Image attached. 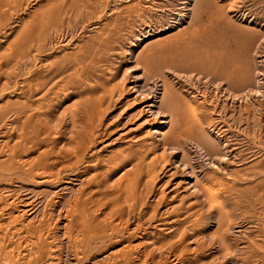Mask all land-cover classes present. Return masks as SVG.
<instances>
[{
  "label": "rangeland",
  "instance_id": "obj_1",
  "mask_svg": "<svg viewBox=\"0 0 264 264\" xmlns=\"http://www.w3.org/2000/svg\"><path fill=\"white\" fill-rule=\"evenodd\" d=\"M6 263L264 264V0H0Z\"/></svg>",
  "mask_w": 264,
  "mask_h": 264
},
{
  "label": "bare ground",
  "instance_id": "obj_2",
  "mask_svg": "<svg viewBox=\"0 0 264 264\" xmlns=\"http://www.w3.org/2000/svg\"><path fill=\"white\" fill-rule=\"evenodd\" d=\"M72 1V0H71ZM77 1V0H76ZM81 1V0H80ZM101 1V0H100ZM5 2V1H4ZM69 2H70V0H69ZM75 3V2H74ZM74 3L72 2L71 4V6H73L74 5ZM99 3V2H98ZM63 4V3H62ZM69 5V7H70V4H67V6ZM57 6V5H56ZM78 6V5H77ZM62 7V6H61ZM66 7V6H65ZM69 7H67V8H69ZM74 8H75V6H74ZM78 8V7H77ZM76 9V8H75ZM59 10V9H58ZM79 10V9H78ZM56 11V10H55ZM62 11V10H61ZM60 11H58V13H59ZM64 12V11H63ZM57 14V13H56ZM56 16V15H55ZM80 16V15H79ZM133 77V76H132ZM49 81V80H48ZM44 82H46V80L45 81H43V83ZM134 83H136L135 81H133ZM46 84V83H45ZM39 85H42V86H45V85H43L42 83H40ZM136 84H133V86L130 88V89H134L135 91V93H137V96H141L142 98H145V104H144V107L147 109L146 111H148L149 113H150V116H152V117H154V118H157V127L152 131V133L153 134H159V135H161L162 136V140L163 141H165L166 139H168V137H170V136H166V135H164V132H161L160 130L161 129H163V128H165V127H168V125L169 126H172L173 125V121H172V115H173V109L175 110V107H174V104H173V99H172V94H171V91H170V89L168 88V86L166 85V84H164V82L162 83V85H161V89H160V92H158V93H154V90L153 91H150V92H148L147 93V95H146V93H145V95H144V93L142 92V91H138V89H136ZM142 87V86H141ZM146 87V86H145ZM30 94V93H29ZM236 95V94H235ZM23 105H25V107H26V104H23ZM19 106V105H18ZM28 106V105H27ZM15 107V106H14ZM20 107H22V106H20ZM24 107V106H23ZM38 107V106H37ZM30 108V107H29ZM29 108H27V109H29ZM25 109V108H24ZM12 112V111H11ZM31 112V111H30ZM8 113H10V112H8ZM11 114V113H10ZM6 115V114H5ZM72 116L71 117H73V118H75L73 115L74 114H71ZM23 117V116H22ZM77 118V117H76ZM45 120V119H44ZM173 120H174V118H173ZM73 121V120H72ZM13 122V121H12ZM46 122V121H45ZM48 123V122H47ZM73 123V122H72ZM31 125V124H30ZM31 127V126H30ZM76 129V128H75ZM79 130V129H78ZM83 130V129H82ZM82 130H80V131H82ZM41 133V132H40ZM202 133V132H201ZM78 136V135H77ZM173 136V135H172ZM203 136V135H202ZM73 137V136H72ZM176 137H178V135L176 136ZM176 137H173V138H171V140H169V141H172V147L170 146V151H172L173 153H180L181 154V156H180V160H179V162L178 163H180V166H182L183 167V169L184 168H188L189 170V175L190 176H192V178H194L195 179V181L197 182V177H196V175H195V173H194V171H193V166L191 167V166H188L187 165V160H186V157H185V155L183 154V151L181 150V146L180 145H178V138H176ZM26 138V137H25ZM204 138H205V141H206V144H207V146H208V149H209V151H207L206 153H205V150H203L202 151V153H205V156H206V158L207 159H210V158H213V157H217L218 156V154H219V152H221V150H224L223 148L221 149V147H220V145H219V141L218 142H216L215 141V139H213V138H211V137H209V136H204ZM82 139V138H81ZM173 139V140H172ZM200 140H203V139H200ZM205 141H204V143H205ZM88 142V141H87ZM163 143V142H162ZM168 143H170V142H168ZM198 143H200V146H198V149H199V151H201L202 149H204L203 147H205V146H202L201 145V142H198ZM19 144V143H18ZM70 144V143H69ZM79 144V143H78ZM76 149V148H75ZM197 149V148H196ZM176 150H178V152H176ZM72 152V151H71ZM74 153H76V155L75 156H77L78 154V152H76V151H74ZM185 153V152H184ZM73 154V153H72ZM199 155H200V152H199ZM188 156V155H187ZM223 156V155H222ZM222 156H219V158L220 157H222ZM202 157H203V155H202ZM75 158V157H74ZM188 158V157H187ZM76 159V158H75ZM212 160V159H211ZM54 161V160H53ZM209 161V160H208ZM54 163V162H53ZM210 163H211V161H210ZM213 163V162H212ZM30 164V163H29ZM51 165V164H50ZM33 166V165H32ZM31 167V166H30ZM51 167V166H50ZM28 168V167H27ZM41 169V168H40ZM181 169V168H180ZM22 171V170H21ZM27 171V170H26ZM63 171V170H62ZM57 172H58V170H57ZM56 172V175L58 176V173ZM14 173V172H13ZM20 173V172H19ZM46 173V172H45ZM61 173V172H60ZM68 173V172H67ZM34 174V173H33ZM40 174V173H39ZM47 174H49V173H47ZM23 175V174H22ZM31 175V174H30ZM44 175V174H43ZM51 175V174H50ZM188 175V176H189ZM56 176V177H57ZM35 178V177H34ZM53 178H54V176H53ZM33 181V180H32ZM54 182V181H53ZM70 182V181H69ZM48 184V183H47ZM76 185V184H75ZM70 191V190H69ZM129 191V193H130V190H128ZM200 192H201V190H199ZM205 191V190H204ZM11 193V192H10ZM125 193V192H124ZM206 193H207V195H208V192L206 191ZM47 194V193H46ZM80 194V193H79ZM202 194H204L203 192H202ZM128 195V194H127ZM127 195H125V196H127ZM205 195V194H204ZM45 196V195H44ZM49 196V195H48ZM47 196V197H48ZM56 196V195H55ZM209 196V195H208ZM129 197H131V195H129ZM34 198V197H33ZM79 198V197H78ZM32 199V198H31ZM209 201V200H208ZM41 202V201H40ZM53 204V203H52ZM36 206V205H35ZM65 206V205H64ZM75 206V205H74ZM63 207V206H62ZM62 211V210H61ZM65 212V211H64ZM69 213H71V212H69ZM68 214V213H67ZM47 215H48V213H47ZM68 215H70V214H68ZM72 215V214H71ZM51 216V215H50ZM112 217V216H111ZM52 218V217H51ZM62 219V218H61ZM119 219V218H118ZM120 222V221H119ZM126 224V223H125ZM65 228V227H64ZM112 228V227H111ZM139 230V229H138ZM66 235V234H65ZM68 236V235H67ZM114 236V235H113ZM222 236V235H221ZM19 238V237H18ZM70 238V237H69ZM68 238V239H69ZM72 239H73V237H72ZM70 241H72V240H70ZM69 241V242H70ZM76 242V241H75ZM221 242H223V240L221 241ZM78 243V242H77ZM224 243V242H223ZM151 244V243H150ZM70 245H72V244H70ZM74 245H75V243H74ZM80 245V244H79ZM153 245V244H152ZM75 247V246H74ZM17 248V247H16ZM84 249V248H83ZM17 252V251H16ZM13 258V257H12ZM11 259V258H10ZM6 262V261H5ZM13 262V261H12ZM4 263V262H3ZM7 264V263H6Z\"/></svg>",
  "mask_w": 264,
  "mask_h": 264
}]
</instances>
